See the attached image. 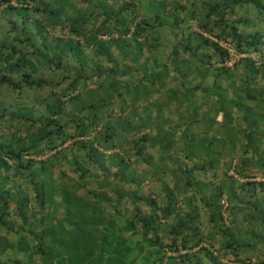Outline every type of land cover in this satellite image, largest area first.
I'll use <instances>...</instances> for the list:
<instances>
[{"label":"crops","instance_id":"obj_1","mask_svg":"<svg viewBox=\"0 0 264 264\" xmlns=\"http://www.w3.org/2000/svg\"><path fill=\"white\" fill-rule=\"evenodd\" d=\"M58 1H61L62 7L69 10L71 8L72 10H83L86 7L84 5L77 9L79 0L75 2L51 0L50 5L54 7V12ZM67 1L71 3L69 7L67 3L65 5ZM3 7L0 6V44H2L0 105L2 104L5 108L3 114H0V153H2V160L5 161L4 165H9V168L13 166L16 169L14 174L16 184L0 182V264L85 263V249L99 244V241L94 239L93 243H88L81 238L77 243L76 256L71 257L63 250L62 241L58 243L56 238L52 237L58 233L53 225L63 219L47 223L48 221L41 217L45 211H48L46 208L50 205L47 203L52 201L58 208L56 214L61 216L65 208L63 195L68 196L70 200L74 198L83 202L85 199L94 200L95 197H99L102 200L101 205L106 203V206H103L105 213H130L131 210L136 209L131 217L133 223L139 222L138 217H151L150 215L153 214L155 219L153 217L152 223L150 222L151 224L146 229L140 222L138 225H141L143 234L148 232V227L156 233L157 226H163L165 229L164 242L169 241L170 236L166 237V235L169 227L176 224V217L187 212L198 213L201 216L200 222H204L201 229L203 232L206 231L205 216L211 211L207 201L210 199L215 205L226 197V195H214L215 186L226 184L228 181V178L220 175L224 168L222 165L240 160L239 152L244 147V140L241 138L244 134L242 113L248 111L245 107L251 106V113H254L256 117L260 115L258 120L264 119V91L259 90L255 98L248 100L243 90L245 76L253 78L251 87L264 86V80H262L264 74L261 73L260 64H257L260 68L255 67L257 71L253 70L250 73L241 66L222 72L217 69L216 64H198L196 59L187 63L184 55L182 61L176 58L172 63H164L162 61L169 59L165 54L169 52L168 49L159 54L162 61L157 62L156 54L148 46L146 40L148 37L132 39L139 43L143 41L139 51L141 58L138 56L135 63L129 58L131 49H134L131 44L129 48L126 46L121 50V42L118 44L111 41L132 38L130 32L119 33L118 28L123 22L111 21L105 24L112 27L113 31L110 33H101L99 29L94 32L95 30H90L85 24L76 22L79 20L78 16L74 17L70 15L69 10H65L69 12L67 18L74 19V23L76 22L74 25L76 30L71 31L69 27L59 30L54 12H39L32 15L31 11H26L24 12L26 16L23 17L20 12L15 11L11 12L12 17H8L9 14L7 16L1 14ZM9 18L18 24L12 27V30L9 27ZM22 25L24 28L21 27ZM192 28L197 29L194 26ZM56 34H59L64 48L65 45L69 47L70 43L76 42L77 48H81L83 61L77 58L75 48L69 47L68 50L65 48L63 51L60 66L55 68L56 71L53 63L49 68L45 67L39 56L46 51L47 55L53 54L48 48L52 46L51 40ZM95 39H100V41L94 43ZM47 43H50L48 48L44 46ZM9 45H12L11 50ZM135 51L133 53L139 55ZM1 54L8 56L2 58ZM257 54L244 53V56L257 60ZM261 58H263L262 55L259 56V59ZM214 59L215 56L212 60ZM86 60L91 66L85 64ZM113 65L117 66L116 69ZM28 73L34 79L40 77L46 81L50 78L57 80L58 77H63L59 88L65 86L71 88L70 91L68 88L69 95L72 98L82 99V102H84V97L88 100L96 99V101L101 96L106 98L98 114L106 118L101 126L105 124L107 118L113 122L111 124L106 121L117 132L113 139L116 146L111 148L108 147L109 144L105 146V143L98 145L93 130L90 132L88 130L87 136L78 140L80 144L69 143L71 141L69 138L61 145L51 144L54 142L52 136L47 137L45 131L37 128L35 121L39 119L40 123H47L53 118L62 119L60 116L47 113L49 106L46 107L45 102L46 100L51 102L52 97L49 95L42 97L43 94L39 89L34 88L35 86L22 87V83H19L18 88L22 89L19 92L10 87L11 83L8 84L21 81L22 75ZM106 81L108 83H105ZM121 82L125 84V88ZM115 89L118 94L114 92ZM121 91H124L123 94H129L132 91L134 93L128 99H125L124 95L123 98H118L116 95H121ZM92 93L94 97H91ZM6 95L10 98H6ZM68 98L69 96H65L62 99L65 103L62 107L64 113L77 111L78 107L72 104L76 100L70 103ZM240 106L244 107L243 111H240ZM107 111L110 115L106 117ZM158 117L164 126L154 123ZM201 118L206 123L201 121ZM65 120L62 119L63 123ZM63 125L62 130L70 129L69 125ZM44 129L48 128L44 126ZM51 129L50 127L49 130ZM16 137L22 139V145L15 141ZM46 141H49L53 147H57L46 149ZM82 141L91 142L93 152L98 154L96 156L94 154L91 158L88 157L89 146L81 145ZM109 142L111 143L110 138ZM198 144L211 145L213 149L204 153L206 148L198 147ZM19 149H26L25 152L28 154L13 157ZM23 151L21 153H25ZM56 151L58 153H55ZM215 151L222 152V155L213 156L212 153ZM184 154L185 158L182 157ZM53 155L57 156L56 164L51 163ZM112 156H118L115 158L117 161L121 157L119 160L121 164L114 163ZM207 158L211 163L216 164L218 169L214 172L206 168H204L205 172L194 170L195 180L191 182L193 184L184 187L182 176L177 168L183 165L206 164ZM25 159H32L28 161V166L33 164V161H38L41 167H46L43 177L51 179V182L59 186V195H47L44 191L41 192V188L38 192V187L31 180L33 173L22 170L23 165L27 164ZM71 159L77 164L80 163L83 169L78 170L70 163ZM4 165H0L3 176L5 175ZM64 168L68 171H64ZM226 171L227 175H232L236 180H242L238 179L232 170ZM204 175L209 176V183L206 187L203 186V182L206 181ZM82 180L83 187L81 186ZM104 182L106 183L102 184ZM14 188L20 194L18 196L22 201L12 195L11 189ZM136 197L140 199L139 205L133 203ZM201 197L205 199L204 202ZM125 199L128 202H125ZM225 199L228 203L227 197ZM226 202L224 201L223 205H226ZM119 207L123 211L118 209ZM72 209L76 210L75 207ZM68 221L63 220L65 223ZM193 227L194 229L199 227L196 225V220L189 224V228ZM49 234H51V241L48 240L50 245L45 249L43 240H46ZM190 238L185 243L184 249L180 248L177 243L176 248L165 249L161 256H156L151 260L152 262L147 264H183L188 260L191 263L199 261L202 264H212V261L205 256L197 260L187 257L179 261L180 256L177 255H183L185 251L189 254L199 251L197 250L199 247H205L214 253V247L204 239L199 244L190 246L194 243L191 236ZM158 239L157 235L153 239L157 241L156 244H158ZM76 241L77 239L74 240ZM253 254L256 255L257 252L254 250ZM227 256L221 253L218 257L222 264H240L239 261H231ZM258 256L262 257L260 254ZM257 259L253 256L252 263L258 264Z\"/></svg>","mask_w":264,"mask_h":264},{"label":"trees","instance_id":"obj_2","mask_svg":"<svg viewBox=\"0 0 264 264\" xmlns=\"http://www.w3.org/2000/svg\"><path fill=\"white\" fill-rule=\"evenodd\" d=\"M11 1L13 3H11ZM71 1L75 2L76 0ZM158 1L162 2L159 10H162L165 16L170 17V20L165 19L166 22H164V19L162 20L158 17L159 12L156 10H154V15L151 14V12L147 13L141 10V4L138 0H79L77 9L85 5L86 7H84L83 10H69L66 7H62L61 1H58L55 12L59 11V9L62 11L69 10L70 15L79 17V20L77 19L78 21L76 22L85 24L90 30H95L94 32L99 29L101 33H110L113 31L112 27H108V25L105 24L111 21H116L118 23L123 22L121 27L118 28L119 33L125 34L130 32L132 38L120 39L122 43L120 45L122 47L121 50H123L125 46L129 48L131 44L134 50L140 51L143 41L139 43L134 42L132 39L138 37H144L145 39L148 37L146 38L148 46L151 51H154L156 54L157 62L162 61L159 58V54L161 52L164 53L165 49H168L169 52L167 51L165 54H167L169 59L167 60L168 62L166 60L162 61L164 63H172L176 58L182 61L184 55L187 63H191L196 59L198 64H216L217 69H219V71L222 70V72L229 68L237 69L241 66L246 72L251 73L253 70H258L255 68L258 66L257 64L264 66V0ZM50 3L51 0H0V6L6 8L13 7L16 10L20 8L22 11L19 12L23 17H25V13H23L24 10L27 12L31 11L32 15L39 12L53 13L54 7L52 8ZM80 11L81 13H79ZM55 12L53 14H55ZM8 17H12V13H9ZM124 18H129V23L126 22V24ZM55 19L58 23L59 30L64 29V27H69L71 31H73V29L76 30L74 26L76 22L74 23L71 18H66L63 14L57 13ZM60 19L62 20L60 21ZM164 23L166 24L164 25ZM17 25L16 22H13L11 18H9V27L11 30L12 27H16ZM104 25L105 29L102 28ZM192 25L198 30L193 29ZM166 26L171 35L168 40L164 39L161 42L159 29ZM21 27L24 28L23 25ZM56 36L52 38V46H50V48H48L50 43L44 45L47 46L53 54L51 56L50 54L47 55L46 51L39 56L41 63L45 67L49 68L53 63L54 70L56 71L55 68H59L60 66L63 51L65 48L68 50L69 47L75 48L77 58L83 61V55L80 53L81 48H77L76 42L73 41V43L69 44V47L65 45L64 48L59 34H56ZM184 37L186 41L182 40ZM99 41L100 39H95L93 42L98 43ZM222 43H227L236 52L258 53V63L256 59L245 55L236 59L231 66H226L224 62L228 53L227 50L221 46ZM8 47L11 50L12 45ZM1 48L2 44H0V50ZM260 55H262L263 58L259 59ZM7 56V54H1L2 58ZM214 56L215 59L212 60ZM260 66L258 67L260 68ZM261 73L264 74V70H261ZM62 78L63 77H58L57 80L50 78L47 82L44 78L40 77L34 79L32 75L28 73L27 75H22L21 81L9 82L8 84L11 83L10 87L19 92L22 90L18 88L19 83H22V87L28 85L35 86L34 88L39 89L43 94L42 97H47V95L52 97L51 102L48 100H46V102L43 101L46 103V107L49 106L48 114H54L66 120L64 123H60L59 121H48L44 123L45 128H48L45 130V135L47 137L52 136L54 140L51 144L56 143L61 145L69 138L71 140L69 143L71 142L75 145L79 143L78 140L87 136L88 130L89 132L93 130L98 145L105 143V146L109 144L108 147H115L116 144L113 139L116 137L117 132L111 128L113 122L107 118L108 120L106 121H109L111 124L105 121V124L101 126L104 120H101L102 115L100 113L97 115L98 111H101L100 108L103 107V101L106 98L104 99L101 96L99 100L92 101L84 97V102L81 101L82 99L72 98L68 93L69 87L65 86L59 88L61 80L64 79ZM252 80V77H244L243 90L248 100L255 98L257 95L256 92L259 90H261V92L264 91V86L257 88L254 85L255 87H251V84H253ZM123 82L121 83L123 84ZM115 88L117 89L118 87ZM70 89L71 88H69V91ZM65 96H69V102L76 100L75 103L72 104L78 107L77 111H72L70 113L68 111L69 115L68 113H64L62 109L65 104L62 99ZM6 98L10 97L6 95ZM0 106V114H3L2 112L5 107L2 106V104ZM245 108L248 111H243L244 107L240 106V111L242 110L244 112L242 113L244 115V119L242 120L244 134L241 135V138L244 140V147L243 150L239 152L240 160L237 162L231 161L222 165L224 168L220 175H222L223 178H228V181L226 184H218L215 186L216 190L214 195H226L229 204L226 202V197L223 202L220 200L219 204L217 202L215 205H213L214 202L210 199L207 201V204L211 207V211L205 216L206 226L204 227H206L207 230L204 232L201 229L204 224L203 221L200 222L201 216H199L198 213H196V215L188 212L176 217V224L171 225L167 232V236H170L168 238L169 241L165 242L166 246L168 245V247H166L168 250H172L173 247L176 248L177 243L180 248L184 249L186 247L185 243L191 239V236L194 243L190 246L197 245L204 239V241H207L209 245L214 247V253H211L205 247H199L197 249L199 251L190 254L188 251H185L183 255H177L180 256L178 257L180 259L179 261L187 257L197 260L200 259L201 256H205L208 260L212 261V264H222L218 258L222 253V255H228L227 257L231 261H239L240 264H253V256H256V259L258 258V264H264V119L258 120L260 115L256 117L254 113H251V106ZM103 115H105V113H103ZM108 115H110L109 112L106 113V117ZM246 116H249V118L247 119ZM57 120L60 119L57 118ZM97 121L100 122V124L97 123ZM63 124L69 125L70 129L66 131L62 130V127H64ZM50 127L54 129L52 128L49 130ZM109 138L111 139V143L109 142ZM51 144L49 141H46L45 148L51 149L57 147H53ZM81 145L86 147L89 146L88 149L91 153L89 152L88 157L91 158L94 154L95 156L98 154L93 152L94 149L91 147V142L82 141ZM22 151L25 152L26 149H19L13 157H21L22 154H28V152L21 153ZM55 153H58V151ZM212 155L218 156V152L215 151ZM182 157L185 158L186 155L184 154ZM209 158H207L206 164L183 165V167L177 168L179 174L182 176V184L184 187L193 184L191 182L195 180L194 170H202L205 172L206 170L204 168H206L214 172L218 169L216 164L208 160ZM25 160L27 164L23 166L24 168H28V161L32 159ZM119 160H121V157L118 158V161H115L118 165L120 163ZM226 170H232L233 173L237 175V178H241L242 180L239 181L233 178L232 175H227ZM208 177V175H204V179L206 180L203 182L204 187L208 186ZM201 199L203 202L205 201L203 197H201ZM224 201L226 205H223ZM150 216L151 217L137 218L144 229L153 221V214ZM194 220H196V225L199 227H195V229L194 227L189 228L190 222L194 223ZM155 238L156 236H154L153 239ZM254 250L257 252L256 255L253 254ZM259 254L262 257H259ZM195 263L202 264L199 261L194 262V264ZM183 264L193 263L188 260Z\"/></svg>","mask_w":264,"mask_h":264},{"label":"rangeland","instance_id":"obj_3","mask_svg":"<svg viewBox=\"0 0 264 264\" xmlns=\"http://www.w3.org/2000/svg\"><path fill=\"white\" fill-rule=\"evenodd\" d=\"M138 2L141 4V7H140L141 10H144L147 13L151 12V14L153 15H154V10H156L159 12L158 17H160L162 20L164 19V22H166L165 19L170 20V17L165 16L162 10H159L162 4L161 1L138 0ZM66 3L68 7L71 5V3H69L68 1L65 2V5ZM70 10H72V8ZM15 11L21 12L22 10L20 8L16 10V9L3 7V10H1V14H3L4 16H7V14L11 12L14 13ZM24 12L26 11L24 10L23 13ZM57 13L63 14L66 18L69 15V12L67 11L65 12L60 9L59 11L55 12V16H57ZM124 19L126 20L125 23L126 22L129 23V18L128 19L124 18ZM61 20L62 19H60V21ZM72 21H74V19ZM165 24L166 23H164V25ZM167 26L159 29L161 42L164 39L168 40L171 35L169 33V30L167 29ZM182 40L186 41L185 37ZM111 41H115L118 44L121 42L120 39L111 40ZM124 48H126V46ZM133 51L134 49L133 50L131 49V55L129 58L131 61H134L136 63L138 56H140L141 58V54L139 53V51H137L139 55L134 54ZM85 64L90 65L89 61L87 60ZM113 67L116 69L117 66L115 67L113 65ZM260 69L264 70V66H261ZM105 83H108V82L106 81ZM124 85L122 84L123 87ZM124 88H122V90H124ZM114 92L116 93V89ZM123 93L124 91H121V95H116V96H118V98H123L122 96L124 95V98L128 99L134 92L132 91L129 94H123ZM116 94H118V92ZM92 95H94V93L91 94V97H94ZM91 97L89 96V98ZM90 100L96 101V99H92V98ZM104 119L106 118L105 117L101 118L102 121ZM159 119L160 117H158L157 121H155L154 123L161 124L164 126V123ZM49 121L50 122L59 121L60 123L63 122L62 119L57 120V118L50 119ZM201 121H203V118H201ZM35 122H36V126L38 129H41V131H45L44 123H40L39 119ZM203 122L206 123L205 120ZM97 123H100V122L97 121ZM219 123L222 124L223 122H219ZM206 126H209V125H206ZM15 141L20 142L21 145L23 144V141L20 137H16ZM201 146L206 148L204 153H207L213 149L211 148V145L198 144V147H201ZM221 155H222V152H218V156H221ZM52 157H53L52 158L53 161H51V163L56 164L55 159H57V156L53 155ZM112 157L114 158L113 162L115 163L116 161L115 158H117L118 156H112ZM33 162H34L33 164L28 166V169L24 168L22 170L30 171L31 173H33L31 180H32V183L38 187L37 189L38 192H40V188H41V192L44 191V193L47 195H55V194L59 195L60 193L59 186L56 185L54 182H51L52 181L51 179H46L45 177H43V175L45 174L44 170L46 167L45 166L41 167L40 162L38 161H33ZM70 163L75 165L78 168V170L83 169V166L80 163L77 164L73 159L70 160ZM2 164L4 165L5 161L2 160V153H0V165ZM8 166L9 165H4V170H5L4 176L1 175V169H0V182L2 183L5 182V184L9 183V184L15 185L16 183H15L14 174L16 173V169L13 166H11L10 168ZM53 168L51 169L53 170ZM63 170L68 171L67 168H64ZM81 183H82L81 186L83 187V180ZM105 183L106 182L102 184H105ZM11 190H12L11 191L12 195H15L16 199L22 201V199H20L18 196L20 195L18 194V191L15 188ZM1 191H4V189H1ZM62 197H65L63 201V203L65 204V208H63L64 211L61 213V216L56 214L58 213V208L57 206H54V203L52 201L51 203H47V205H50L49 207L46 208L48 211L46 212L44 210L45 213H43L41 217L44 220H47L48 221L47 223H49V221H57L58 219L69 220L66 223L63 222V220L57 221L53 225V228L57 230L58 233L54 234L52 237H55L56 242L58 243L59 241H62L61 245L64 248L63 250H65L71 257L76 256V253L78 250L77 243L81 238L85 239V242H88V243L90 242L93 243L92 241H94V239H97V241H99V244L98 243L94 244L92 245L93 247H91L90 249H87V248L85 249L86 250V254H85L86 261L84 264H147L148 262H152L151 260L154 259L156 256H161L163 254V251H165L166 243L163 241L164 235H165L164 234L165 229L163 228V226L161 227L157 226L156 228L157 231L155 234L159 238L158 244H156L157 241H154L152 239V236L154 237L156 235L151 231V227H148V232L146 234H143L144 232L141 230V225H138L140 223L139 222L133 223L131 221L132 214L135 213L136 209L131 210L130 213H126V212H120V213L119 212L117 213L116 212H110V213L106 212L105 213V211L103 212V206H106V203L101 205L102 200L99 199V197H95L94 200L85 199L84 202L81 200H75L74 198L70 200L68 196L66 195H63ZM44 198H45V195H44ZM95 199H97L98 201H96ZM125 202H128V200L125 199ZM139 202H140L139 197H136V200L133 201V203L136 205L137 204L139 205ZM112 206L114 207V205ZM72 207H75L76 210H73ZM67 208H70L71 210H68ZM118 209L123 211L121 207H119ZM99 211H102V213H98ZM50 235L51 234H49V237L46 238V240H43V245L45 246L44 247L45 249H47L48 245H50L49 244L51 241ZM146 235H149V236H146ZM40 236L43 237V235H40ZM75 239H77L76 242H74Z\"/></svg>","mask_w":264,"mask_h":264},{"label":"built area","instance_id":"obj_4","mask_svg":"<svg viewBox=\"0 0 264 264\" xmlns=\"http://www.w3.org/2000/svg\"><path fill=\"white\" fill-rule=\"evenodd\" d=\"M221 46L224 47L227 50V53H228V55H227V57L225 59V62H224V64L226 66H231L236 61V59H238L241 56H244L243 53L236 52L227 43H222ZM221 202H223V200Z\"/></svg>","mask_w":264,"mask_h":264}]
</instances>
